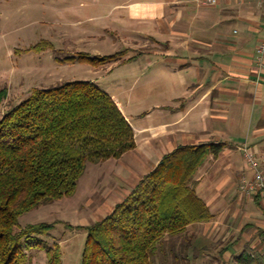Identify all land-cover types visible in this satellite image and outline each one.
<instances>
[{"label": "crops", "instance_id": "1", "mask_svg": "<svg viewBox=\"0 0 264 264\" xmlns=\"http://www.w3.org/2000/svg\"><path fill=\"white\" fill-rule=\"evenodd\" d=\"M134 8L131 43L140 52L118 65L140 70L142 75L134 71L136 81L146 78L150 109L132 112L134 101L142 108L141 95L126 100L111 95L134 130L136 148L99 164L105 217L179 147L224 144L195 177L196 191L215 219L190 231L215 237L236 220L251 225L252 232L264 230L254 200L242 204L236 182L237 174L254 177L243 157L245 146L264 171V56L257 53L264 40V4L221 0L203 7L199 0H156Z\"/></svg>", "mask_w": 264, "mask_h": 264}, {"label": "trees", "instance_id": "2", "mask_svg": "<svg viewBox=\"0 0 264 264\" xmlns=\"http://www.w3.org/2000/svg\"><path fill=\"white\" fill-rule=\"evenodd\" d=\"M121 54L78 58L98 65ZM8 96L7 88L0 89V108ZM135 148L131 124L112 96L93 82L36 90L10 109L0 119V264H26L32 248L47 250L50 264H63L58 245L47 249L55 224L22 227L21 217L73 196L89 164L119 159ZM224 148L183 146L165 156L111 214L78 227L86 233L81 264H155L167 236L186 235L191 227L213 221L195 177ZM254 200L264 215L261 198ZM190 237L184 249L196 245ZM253 258L243 255L238 262L253 264Z\"/></svg>", "mask_w": 264, "mask_h": 264}, {"label": "rangeland", "instance_id": "3", "mask_svg": "<svg viewBox=\"0 0 264 264\" xmlns=\"http://www.w3.org/2000/svg\"><path fill=\"white\" fill-rule=\"evenodd\" d=\"M153 1L156 0H0V89L7 88L9 95L1 105L0 119L34 91L74 81L93 82L110 95L125 100L131 95L134 99L141 95L142 108L134 101L132 112L149 110L145 99L146 78L141 76L136 81L132 67L118 64L140 52L131 43L136 38L132 33L135 23L129 21V13L134 6ZM118 53H122L118 60L98 65L78 58L85 54L104 58ZM135 87H138L137 92ZM235 143L241 141L235 140ZM99 164L87 166L73 196L21 217L22 227L55 224L47 239V249L58 245L63 264H81L86 233L78 227L92 225L109 213L101 196L105 192L104 174ZM244 176L237 174L236 180L242 204L253 201L241 190ZM254 203L264 219L260 206L255 200ZM251 228L243 220H236L230 223V229L223 230L221 226L215 237H207L204 230H197V234L191 231L186 235L167 236L154 262L240 264L239 258L250 255L254 257L253 264H264V230L254 227L252 232ZM189 237L195 238L196 245L192 242L184 249ZM26 264H50L47 250L32 248Z\"/></svg>", "mask_w": 264, "mask_h": 264}, {"label": "built area", "instance_id": "4", "mask_svg": "<svg viewBox=\"0 0 264 264\" xmlns=\"http://www.w3.org/2000/svg\"><path fill=\"white\" fill-rule=\"evenodd\" d=\"M261 1L264 4V0ZM220 2L221 0H199L200 5L203 7H215L219 5ZM234 33L238 34L237 31ZM257 53L261 58L264 56V40L258 47ZM242 152L246 166L254 171V177L248 179V177L244 176L241 179V190L244 195L253 200L256 197H260L264 209V171L260 170L258 157L252 149L245 146L242 148Z\"/></svg>", "mask_w": 264, "mask_h": 264}]
</instances>
